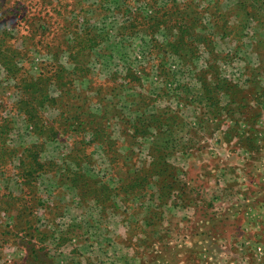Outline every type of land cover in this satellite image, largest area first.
Wrapping results in <instances>:
<instances>
[{"label":"rangeland","instance_id":"obj_1","mask_svg":"<svg viewBox=\"0 0 264 264\" xmlns=\"http://www.w3.org/2000/svg\"><path fill=\"white\" fill-rule=\"evenodd\" d=\"M0 1V264L264 262V0Z\"/></svg>","mask_w":264,"mask_h":264},{"label":"trees","instance_id":"obj_2","mask_svg":"<svg viewBox=\"0 0 264 264\" xmlns=\"http://www.w3.org/2000/svg\"><path fill=\"white\" fill-rule=\"evenodd\" d=\"M1 4H2V2L0 1V6H1ZM60 72L61 73H55V74H53V75H51V79H52V76H53V78H54V76L55 77H61V75L64 73V70H60ZM44 74H42V76H43ZM44 77H46V76H44ZM57 79V78H56ZM59 79V78H58Z\"/></svg>","mask_w":264,"mask_h":264},{"label":"crops","instance_id":"obj_3","mask_svg":"<svg viewBox=\"0 0 264 264\" xmlns=\"http://www.w3.org/2000/svg\"><path fill=\"white\" fill-rule=\"evenodd\" d=\"M244 208H245V207H244ZM257 208L259 209L260 206H258ZM246 209H247V208H246ZM254 219H256V218H254ZM246 221H247V220H246ZM262 221H264V219H262ZM263 224H264V222H263ZM241 225H242V227H243L244 230H245V228L249 227V226H248V223H246V222H245V225H244V224H240V226H241ZM243 236H244V235H243ZM253 237H255V236H253ZM243 253H244V252H243ZM239 254H240V253H239Z\"/></svg>","mask_w":264,"mask_h":264},{"label":"built area","instance_id":"obj_4","mask_svg":"<svg viewBox=\"0 0 264 264\" xmlns=\"http://www.w3.org/2000/svg\"><path fill=\"white\" fill-rule=\"evenodd\" d=\"M261 264H264V262H263V263H261Z\"/></svg>","mask_w":264,"mask_h":264}]
</instances>
